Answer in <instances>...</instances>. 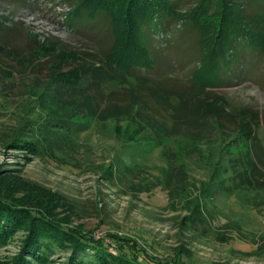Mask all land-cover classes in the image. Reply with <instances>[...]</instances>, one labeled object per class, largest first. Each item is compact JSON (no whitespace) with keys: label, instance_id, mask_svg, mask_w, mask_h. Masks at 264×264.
Segmentation results:
<instances>
[{"label":"rangeland","instance_id":"374dc122","mask_svg":"<svg viewBox=\"0 0 264 264\" xmlns=\"http://www.w3.org/2000/svg\"><path fill=\"white\" fill-rule=\"evenodd\" d=\"M195 2L180 0V5L188 9ZM69 10L65 0H0V41L28 55L38 42L55 37L104 55L112 43L106 29L99 24L72 27L66 18ZM166 22L156 36L157 58L163 66L166 62V71L185 78L197 61L194 45L178 24ZM255 51L238 52L235 79L219 92L231 105L258 116L256 132L264 154V53ZM0 59L12 65L6 69L0 62V204L15 201L10 206L24 208L21 204L27 201L25 207H42L48 217L85 232L113 256L121 253V243L131 258H136V246L163 264H264V167L256 179L244 172L227 181V194L219 192L206 201L203 190L211 170L203 156L192 153L182 177L189 189L173 201L166 184L169 173H176L170 161L182 164L185 151L188 155L198 144L174 137L163 156L160 150L126 146L113 135L111 122L102 125L83 117L75 121L88 127L78 134L32 131L33 121L44 113L30 89L34 84L43 87L48 71L36 75L6 54ZM107 86L110 91L117 84ZM219 136L225 146L237 140L231 134L215 135L218 144ZM19 138L33 141L40 151L16 148ZM246 150L243 142L232 147L236 153ZM236 171L243 172V165ZM249 179L256 187L251 188ZM198 202L201 216L195 219ZM23 237L16 234L0 246V264H13L22 254ZM66 256L57 251L53 264H65Z\"/></svg>","mask_w":264,"mask_h":264},{"label":"trees","instance_id":"16d2710c","mask_svg":"<svg viewBox=\"0 0 264 264\" xmlns=\"http://www.w3.org/2000/svg\"><path fill=\"white\" fill-rule=\"evenodd\" d=\"M65 1L72 27L99 24L112 43L101 55L51 37L25 55L0 41V55L18 60L36 75L48 71L44 86L34 84L30 89L44 113L33 121L32 131L74 135L88 127L77 124L78 117L102 125L111 122L113 135L126 146L160 150L163 156L172 138H189L198 145L188 155L185 151L184 162L170 161L176 170L166 182L172 200L189 189L182 177L192 153L203 156L211 170L210 182L203 190L206 201L219 192L227 194L231 188L225 183L244 172L257 178L264 167L256 132L260 120L252 110L231 105L219 89L235 79L233 63L241 56L239 51L264 53V0H196L188 9L182 8L180 0ZM166 21L178 24L194 45L196 55L192 56H197V61L185 78L166 71V62L163 66L157 58L156 36ZM0 62L2 68L12 69L3 59ZM109 83L117 87L108 91ZM221 134L234 135L237 140L231 139L232 144L225 146L219 136L220 144L214 142L213 137ZM16 141V148L40 151L31 140ZM241 142L246 152H233L232 147ZM241 164L243 172L236 171ZM248 184L256 187L252 179ZM14 202L0 204V246L16 234L24 235L22 254L13 264H53L57 251L68 255L65 264H163L136 246V258H131L121 243V253L110 255L99 241L48 217L42 207L31 209L25 207L29 202L23 201L24 208H14L10 206ZM194 209L195 219H200L199 202Z\"/></svg>","mask_w":264,"mask_h":264}]
</instances>
